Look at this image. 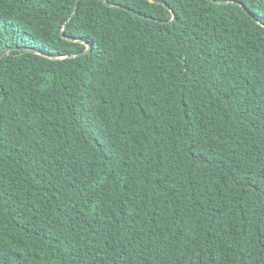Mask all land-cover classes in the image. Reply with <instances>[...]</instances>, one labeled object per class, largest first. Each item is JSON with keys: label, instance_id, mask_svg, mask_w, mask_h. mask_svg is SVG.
Wrapping results in <instances>:
<instances>
[{"label": "trees", "instance_id": "16d2710c", "mask_svg": "<svg viewBox=\"0 0 264 264\" xmlns=\"http://www.w3.org/2000/svg\"><path fill=\"white\" fill-rule=\"evenodd\" d=\"M105 1L0 0V264H264V0Z\"/></svg>", "mask_w": 264, "mask_h": 264}, {"label": "water", "instance_id": "95a60500", "mask_svg": "<svg viewBox=\"0 0 264 264\" xmlns=\"http://www.w3.org/2000/svg\"><path fill=\"white\" fill-rule=\"evenodd\" d=\"M105 1V0H104ZM106 2V1H105ZM79 3H80V0H77V3H76V6H75V10H74V13L76 12V10H77V8H78V6H79ZM112 5H115V4H112ZM167 6H168V4H167ZM126 9H128V10H131V11H133L135 14H137V15H140V16H143V17H145V18H148V19H151V20H157V21H161V22H172V21H174L176 18H177V15H176V13H175V11L172 9V12H173V17L170 19V20H161V19H159V18H155V17H153V16H150V15H147V14H143L142 12H140V11H136V10H133V9H131V8H129V7H125ZM74 13H73V15H74ZM72 15V16H73ZM86 48H85V50H83V51H81V52H79L78 54H76V55H81V54H85V53H88L91 49H92V44H90V43H86ZM7 53H5V54H3L2 56H0V60L6 55ZM1 102H2V100H1Z\"/></svg>", "mask_w": 264, "mask_h": 264}, {"label": "snow or ice", "instance_id": "6c2138e0", "mask_svg": "<svg viewBox=\"0 0 264 264\" xmlns=\"http://www.w3.org/2000/svg\"><path fill=\"white\" fill-rule=\"evenodd\" d=\"M262 22H264V21H262Z\"/></svg>", "mask_w": 264, "mask_h": 264}]
</instances>
